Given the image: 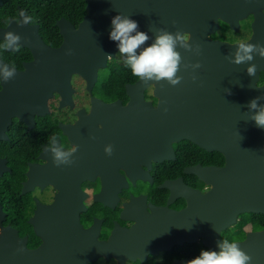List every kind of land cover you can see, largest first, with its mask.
<instances>
[{
	"label": "flooded vegetation",
	"instance_id": "af4514ba",
	"mask_svg": "<svg viewBox=\"0 0 264 264\" xmlns=\"http://www.w3.org/2000/svg\"><path fill=\"white\" fill-rule=\"evenodd\" d=\"M25 1L1 0L0 4V236L8 229L26 241L27 250H36L48 245L44 237L48 233L57 235L56 217L64 224L73 214L75 226L64 227L61 234L68 242L65 252L72 246L81 264H177L198 257L201 251H212L202 227L207 214L201 212L217 211L220 201L225 207L230 194L239 198L244 192L238 182L232 190L234 166L228 147L207 148L175 135L169 139L165 158L158 125L138 119L132 123L126 113L133 104L131 90L140 78H132L131 68L124 63L129 54L119 50L108 58L106 67L99 68L92 84L78 72L64 78L65 89L53 84L54 63L48 51L64 42L58 21L65 19L75 27L80 22L74 24L63 16L48 20ZM21 12L30 18L29 24H18ZM259 12L264 15V9L244 14L238 29L220 19L208 40L230 45L250 42ZM9 31L20 40L5 39ZM140 52L137 49L135 54ZM39 63L47 66L52 77L45 87L50 95L41 98L42 103L38 97L31 101L33 109L20 103L8 110L4 105L14 103L1 101L11 89V82H4L5 70L25 74ZM255 85L264 87V70ZM154 87L144 89L143 96L155 109L159 98ZM215 99L219 100L216 106L231 107L225 93ZM199 118L197 131H206L203 116ZM109 145L111 155L105 152ZM57 152L66 159L57 161ZM221 169L224 175L209 172ZM214 192L215 201H208ZM232 211L235 220L226 227L214 223L222 242H242L248 234L264 229L260 228L263 213ZM183 222L191 229L184 233L193 235V240L184 238L181 243ZM145 238L149 246L134 244Z\"/></svg>",
	"mask_w": 264,
	"mask_h": 264
},
{
	"label": "water",
	"instance_id": "95a60500",
	"mask_svg": "<svg viewBox=\"0 0 264 264\" xmlns=\"http://www.w3.org/2000/svg\"><path fill=\"white\" fill-rule=\"evenodd\" d=\"M86 2V14L78 27L65 19L58 21L64 42L59 49L48 51L54 63L53 84H59L62 89L66 87L64 78L69 79L74 72L86 76L92 84L97 79L99 68L106 67L108 58L116 54L118 42L109 39L111 20L116 15L128 16L137 21L139 24L137 31L148 34L149 39L137 48L139 51L155 43L157 35L163 34L160 29L173 33L174 39L176 32H180L181 35L190 34L188 41L176 39L174 45V50L181 55L180 69L177 72V76L182 77L181 82L172 86L166 80L148 83L139 80L131 90L133 104H130V109L126 113L129 119H132V123L134 119H138L141 123L154 121L153 125H158L161 134L164 135L165 158L168 157L167 151H170L167 145L169 139L175 135L180 140L188 138L207 148L221 150L228 147L234 166L230 171L234 186L232 190L236 189L238 182L241 191L244 192L239 198L236 194H230L225 207H222L220 201L217 211L201 212L204 216L207 214V218L203 220L205 224L202 226L209 235L205 243L212 251L219 253L221 249L218 244L222 241L215 229V221L218 225L226 227L235 220L232 210L264 214V129L257 127L251 120L254 110L250 111L248 108L249 102L256 97H261L258 103L264 106V87L257 88L255 85L259 71L264 70V58L260 56L259 51L264 48V15L259 12L257 23L254 25V36L246 44L230 45L220 41H209L207 35L217 31L220 19L230 24L233 29H238L239 19L244 14L264 9V0H86ZM132 35H135V32ZM249 43L257 44V50L251 53L253 61L234 64L232 61L237 53L244 56L242 47ZM35 45L41 47L39 44ZM197 63L200 64L199 68L191 67ZM253 63L256 64L257 71L255 76L250 77L246 69ZM46 69V65L39 63L32 65L29 73H16L9 80L11 82L9 94L1 100L14 104L4 106L12 110L17 109L20 103H24L25 108L29 110L33 109L29 103L36 101L37 97L40 102L41 98L46 100L50 95V90H45V87L50 85L47 78H52ZM150 85L155 86L154 95L159 98L156 110L150 103L145 102L143 96L144 89ZM211 87H214L215 91L211 90ZM220 92L228 95L231 107L223 109L215 105V102L219 101L215 98ZM102 107L108 109L111 105ZM202 116L204 123L201 122V125L207 132L197 131L200 126L199 117ZM208 130L211 135L208 134ZM216 171L223 175L226 172L222 169L209 170ZM216 196L214 192L207 197L208 201H215ZM74 226L73 214L68 215V222L64 224L61 217H56L57 235L51 236L48 233V237L44 236L48 245L44 244L36 250H27L26 241L19 240L16 233L7 229L5 234L0 236V262L81 264L75 257L72 246L67 253L65 252L68 242H63L61 234L64 227L71 230ZM186 230L191 231L187 223H181V243L184 238L193 240V235L184 233ZM237 243L252 258L249 264H264V229L248 234L244 241ZM134 244L137 247H147L151 243L145 238ZM188 262L189 260L180 261L177 264Z\"/></svg>",
	"mask_w": 264,
	"mask_h": 264
},
{
	"label": "clouds",
	"instance_id": "9594fccd",
	"mask_svg": "<svg viewBox=\"0 0 264 264\" xmlns=\"http://www.w3.org/2000/svg\"><path fill=\"white\" fill-rule=\"evenodd\" d=\"M23 19L18 24H29L30 18L23 12L20 14ZM111 31L109 33V39L113 42H118L117 47L120 54H129L128 58L124 62L126 66L131 68L132 74L144 83L149 81L160 82L166 80L170 85H178L182 77L177 76V72L180 69L181 55L174 50L176 39L189 40V33L181 35L180 32H176L175 39L173 33L160 29L162 35H157L155 43L146 47L138 55L136 49L144 44L149 36L146 32L137 31L139 24L137 21L130 19L128 16L116 15L111 20ZM135 32V35L132 33ZM5 39H11L13 41H19L18 35H13L12 32H6L4 34ZM181 47L190 48V45H181ZM19 45L16 50H18ZM257 50V44L249 43L242 47V51L245 53L241 56L237 53L235 59L232 61L236 65L253 61L254 57L251 55ZM260 56L264 58V48L260 50ZM239 52V50H238ZM192 68H199L200 64L191 65ZM257 66L251 64L247 67L246 72L250 77L256 75ZM14 70H5L4 82L9 81L15 76ZM154 78V79H153ZM195 80V77H193ZM261 97H256L249 102V110H254V114L251 116V120L255 122V125L259 128H264V106H261L258 101ZM55 140V137H54ZM105 152L108 155L112 154V147L109 145L105 148ZM66 159L60 152L56 153V160L60 161ZM220 252L215 251H201L200 255L188 262V264H249L251 257L246 254L236 242H229L227 240L218 244Z\"/></svg>",
	"mask_w": 264,
	"mask_h": 264
},
{
	"label": "trees",
	"instance_id": "16d2710c",
	"mask_svg": "<svg viewBox=\"0 0 264 264\" xmlns=\"http://www.w3.org/2000/svg\"><path fill=\"white\" fill-rule=\"evenodd\" d=\"M24 5V3H22ZM32 9L40 10L41 14L44 15L48 20L54 21L56 18L61 16L66 17L74 24H78L82 21L86 14V0H33L30 3L29 0L25 1ZM132 78L136 76L132 75ZM264 217L260 223V228L264 227Z\"/></svg>",
	"mask_w": 264,
	"mask_h": 264
},
{
	"label": "rangeland",
	"instance_id": "374dc122",
	"mask_svg": "<svg viewBox=\"0 0 264 264\" xmlns=\"http://www.w3.org/2000/svg\"><path fill=\"white\" fill-rule=\"evenodd\" d=\"M137 50V49H136Z\"/></svg>",
	"mask_w": 264,
	"mask_h": 264
}]
</instances>
